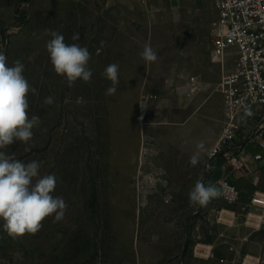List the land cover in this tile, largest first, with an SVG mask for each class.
Masks as SVG:
<instances>
[{
	"label": "rangeland",
	"instance_id": "obj_1",
	"mask_svg": "<svg viewBox=\"0 0 264 264\" xmlns=\"http://www.w3.org/2000/svg\"><path fill=\"white\" fill-rule=\"evenodd\" d=\"M172 3L0 0V49L8 66L24 64L36 90L28 94V114L40 118L30 142L4 151L40 162L41 175L55 174L53 195L67 204L62 220L46 217L35 234L10 235L0 222V264L264 259L263 210L251 205L253 196L264 197V154L252 161L260 150L248 144L242 153L245 132L229 129L218 92L226 68L211 56V0ZM48 30L88 48L90 81L69 85L54 72ZM145 45L157 52L156 62L141 57ZM111 63L119 65L120 82L109 95L104 70ZM200 178L231 181L237 203L228 206L219 196L204 206L192 203L189 192Z\"/></svg>",
	"mask_w": 264,
	"mask_h": 264
},
{
	"label": "clouds",
	"instance_id": "obj_2",
	"mask_svg": "<svg viewBox=\"0 0 264 264\" xmlns=\"http://www.w3.org/2000/svg\"><path fill=\"white\" fill-rule=\"evenodd\" d=\"M50 39L46 43L49 60L54 72L63 76L71 85L77 79L90 81L93 72L88 67L91 53L87 47L79 43L68 44L63 35L57 31L48 30ZM79 33L72 40L78 41ZM146 62H156L157 52L145 45L140 53ZM24 64L17 60L8 66L7 58L0 49V222L10 235L35 234L42 227V221L54 214V220L64 217L67 204L63 197L53 195L56 188L55 174L41 175V164L38 161L23 162L14 154H7L4 149L16 141L28 143L33 138V129L40 124L38 116H29L28 94L35 93L24 76ZM105 78L111 81L106 90L112 95L119 85V65L109 64L104 70ZM53 97L44 99L45 104H52ZM244 112L251 116L250 107L244 106ZM198 150L204 151L201 142ZM191 166L199 163L198 155H193L189 161ZM220 195L217 186L206 184L203 178L198 179L189 192L192 203L207 205Z\"/></svg>",
	"mask_w": 264,
	"mask_h": 264
},
{
	"label": "built area",
	"instance_id": "obj_3",
	"mask_svg": "<svg viewBox=\"0 0 264 264\" xmlns=\"http://www.w3.org/2000/svg\"><path fill=\"white\" fill-rule=\"evenodd\" d=\"M211 6L216 17L211 56L213 62L226 68L218 92L229 117V129L245 132V144L260 150L250 158L259 162L264 154V0H211ZM244 106L251 108V116L245 114ZM213 185L226 205L237 203L239 192L231 181L219 179ZM251 205L264 212V197L253 196ZM253 261L264 264L261 257Z\"/></svg>",
	"mask_w": 264,
	"mask_h": 264
},
{
	"label": "crops",
	"instance_id": "obj_4",
	"mask_svg": "<svg viewBox=\"0 0 264 264\" xmlns=\"http://www.w3.org/2000/svg\"><path fill=\"white\" fill-rule=\"evenodd\" d=\"M165 3L167 4V5H170V6H176V5H173V3H172V0H165ZM248 145V144H247ZM246 145V146H247ZM246 146L243 148V150H242V153H247L246 152ZM248 154V153H247ZM257 154V153H256ZM250 155V154H249ZM255 155V154H254ZM251 156H253V155H250V157ZM263 159V158H262ZM262 217V219L264 218V212H263V216H261ZM204 245H202V247H203ZM207 248H209L210 250H213V245L212 244H206L205 245Z\"/></svg>",
	"mask_w": 264,
	"mask_h": 264
}]
</instances>
